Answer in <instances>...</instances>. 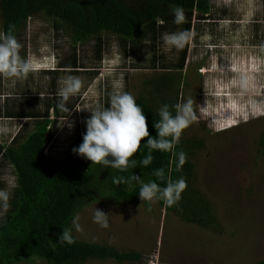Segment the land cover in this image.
<instances>
[{"label": "rangeland", "instance_id": "1", "mask_svg": "<svg viewBox=\"0 0 264 264\" xmlns=\"http://www.w3.org/2000/svg\"><path fill=\"white\" fill-rule=\"evenodd\" d=\"M140 1L125 0L131 6L139 5ZM210 2L212 12L206 18L210 21L192 19L189 38L182 49L169 50L162 37L156 45L144 41L133 52H125L117 37L103 36L102 60L94 76L91 71L97 67L98 51L93 42L76 46L74 52L69 35L59 31V24L41 15L33 17L17 39L21 45L19 55L29 63L32 72L29 70L30 74L25 76L0 73V94L5 91V94L30 92L31 96L39 95V102L34 101L33 106L44 104L42 100L47 95L52 99L50 90L57 95L62 78L68 75L81 78V90L70 97L72 110L74 104H79L78 109L67 122L80 121L83 134L84 121L91 114L81 108L102 104L105 94L102 88L108 89L111 95L125 75L124 88L136 98H147L158 108L161 104L173 105L176 94H170L171 87L175 89L173 87L178 85L172 79L181 75H177L176 69L169 71L172 73L162 69L178 64L186 48L178 105L191 101L195 118L182 130L179 142L187 146L188 150L184 151L193 166L192 177L177 174L175 180L183 177L187 187L168 210L160 207L157 199L145 201L140 197L135 205L104 198L82 209L73 220L74 236L78 241L110 246L120 254L141 256L134 262L117 263L105 259L90 260L86 264H256L264 260V156L260 150V141L264 138V73L263 76L251 75L252 71L258 72V67H262L260 61H264V32L260 28L264 25V0ZM72 54L78 64L88 70L61 72L53 87L51 76L44 71L58 63H66V58ZM155 58L158 66L153 67ZM198 72L202 75L198 76ZM170 75L173 83L166 87ZM227 84L238 94L242 92L244 110L252 117L244 119L242 115L241 120L239 115L238 126L218 131L219 128H212L202 110L210 107L217 115L228 113L229 106L220 104L225 102L231 105L232 111L239 108L234 98L222 94L228 92ZM197 92L203 94V99L200 94L194 95ZM1 96L0 109L28 110L16 104L17 96ZM217 96L226 98L221 102ZM5 116L0 113V144L4 141L9 145L11 139L6 131L16 134L24 121ZM50 118H54L51 110ZM60 122L62 125L65 121ZM62 127L56 131L48 154L70 166L76 154L67 138V124ZM10 173L12 169L2 165L0 181L7 183ZM0 189L6 187L3 185ZM95 208L108 214V228L93 222ZM35 261L34 264H46L40 259Z\"/></svg>", "mask_w": 264, "mask_h": 264}, {"label": "trees", "instance_id": "2", "mask_svg": "<svg viewBox=\"0 0 264 264\" xmlns=\"http://www.w3.org/2000/svg\"><path fill=\"white\" fill-rule=\"evenodd\" d=\"M174 5L183 7L187 23L186 21L180 25L173 23L171 7ZM211 12L210 0H141L139 5L134 6L127 4L125 0H0V33L11 34L18 39L22 28L33 17L41 15L53 20L60 25L59 31L69 35L74 52L78 45L89 42L95 44L98 56L97 67L91 71L94 76L102 60L103 36L117 37L123 50L133 52L144 41L156 45L166 33H175L179 30L189 32L192 17L198 22H209L210 19L206 18ZM260 28H263L264 32V25ZM181 55L178 64L162 69L179 71L177 75L181 76L178 77L179 80L175 79L178 81H181L183 76L186 48ZM66 59H68L66 63H58L54 69L44 71L51 76L52 86L56 76H60L61 72L72 69L73 73L74 70H88L78 64L75 54ZM155 65L158 66L156 58L152 66ZM27 72L29 73V70ZM169 77L165 86L171 83L172 75ZM123 80L127 81L126 75ZM102 89L105 90V94L100 105L107 106L110 91ZM50 91L52 99L47 95L42 100L44 104H36L37 106L32 104L34 101L39 102V95H30L33 100L22 104L28 110L23 111L21 108L9 111L5 110L6 107L0 109V113L6 115V119L24 121L14 137L9 135L11 139L9 145L4 141L0 144V167L5 165L12 169L8 176L9 181L7 183L0 181V188L4 185L12 192L10 209L5 217L0 219V264H34L37 259L46 264H86L90 260L105 259H112L117 263L138 261L141 257L138 254H120L110 246L78 241L74 236V217L85 207L104 198L117 203L135 205L143 183L155 181L164 187L168 180L174 181L178 173L191 178L193 166L188 154L187 161L182 167L177 166L175 158L176 153L188 150L187 146L182 142L176 143L174 138L169 137L168 139L175 145L174 149L152 150V162L147 166H141L140 159L149 151L145 143L147 138H144L138 152L131 157L137 161V166L135 168L130 166L126 171L105 168L78 155L75 158L71 157L75 160L72 165H63L55 156L51 157L48 150L55 139L56 131L63 128L61 126L58 129L60 121H65L66 117L68 121L79 104H74L75 108L72 110L73 106L69 99L67 106L71 115L67 116V113H63L57 107L59 97ZM178 93L175 92L177 95ZM1 94L11 98L15 96L14 94L18 95V92L5 94V91H2ZM136 102L145 113L150 136H155L156 130L152 125L160 119L157 104L150 103L149 99L142 96H138ZM172 103L173 105H168L172 106L170 110L175 114L174 106L178 104ZM50 110L53 119L50 118ZM72 123L75 125L71 131L67 129V138L70 139L71 146L77 147L82 143L81 122L73 120ZM260 150L264 156V138L260 141ZM160 168L165 171L163 179L154 175V171ZM179 169H183V172H179ZM132 175L140 177V180H130ZM121 176L125 178V182L115 185L113 178ZM157 202L160 207L167 210L170 208L164 199H157ZM65 228L71 230L75 243L69 245L56 242ZM256 264H264V260Z\"/></svg>", "mask_w": 264, "mask_h": 264}, {"label": "clouds", "instance_id": "3", "mask_svg": "<svg viewBox=\"0 0 264 264\" xmlns=\"http://www.w3.org/2000/svg\"><path fill=\"white\" fill-rule=\"evenodd\" d=\"M171 13L173 15V23L180 25L186 21L183 7L174 5L171 7ZM188 38L189 33L187 31L166 33L163 36L164 43L169 46V50L173 47L176 49H182ZM20 48L21 45L13 35L0 33V73L20 75L30 70L29 63L22 60L19 55ZM260 65L262 67H258L257 73H253V71L251 72L252 76H263V60L260 61ZM229 68H231L230 65ZM199 70H201V68ZM206 71L208 70L206 69ZM231 71L236 72L237 69H231ZM198 73L199 76L202 75L201 72ZM59 84L60 87L57 92L59 100L57 107L63 113H67L68 116L71 115V111L67 106V103L70 97L79 93L83 86V81L78 76L68 75L62 78L59 81ZM226 87L228 88V92L222 94L234 98L236 104H239L238 109L235 107V110L232 111L230 109L231 105L228 102H225L220 104H226V106H229L228 113L217 115L214 110L211 112L210 107H208V110H202L203 115L208 117L212 128H219L220 130L218 131L230 130L233 127L238 126L236 120L239 119V115L241 120L243 117L244 119L252 117L249 116L250 113L248 111L244 110L242 92L238 94L234 91L235 88L232 89L228 84ZM124 89L123 80L121 79L117 83L116 89L111 93L107 106L97 104L96 106L81 108L90 112L91 115L84 121L86 130L82 134V143L72 149L74 154L91 161V163L101 165L105 168H115L120 171H126L130 166L133 168L137 166V161L131 159V157L138 152L141 141L144 138H147L145 143L148 146L149 151L145 157L140 159L139 164L141 166H147L152 162V150H173L175 145L168 138L172 137L175 142L178 143L182 130L187 128L195 118L191 107V101H188L183 105L174 106L175 114L170 110L168 104H163L158 110L160 119L152 125L156 130V135L150 136L147 119L142 107L136 102V97ZM200 95H202L201 97L203 99V94ZM223 98L225 99L226 97ZM223 98H219L221 102ZM180 99L181 98L179 97V103ZM202 103L204 104L203 100ZM244 121L245 120L242 122ZM65 124H67L69 129L74 127V123L67 122V117L65 122L60 126ZM6 132L10 135V132ZM15 135L16 134L13 133L11 136L14 137ZM175 158L177 166L182 167L187 161V154L180 151L175 154ZM154 175L163 179L165 171L163 168L156 169ZM130 180L139 181L140 177L132 175ZM124 182L125 178L122 176L113 178V183L115 185ZM186 187L187 181L183 177L174 181L168 180L164 187H161L155 181H150L141 185L138 195L141 200L145 201L164 199L165 202L171 206L180 199V195ZM11 196L12 192L10 189H0V219H3L10 209ZM93 222L98 224L101 228H108V214L95 208ZM77 228L79 229V225H77ZM56 242L71 245L75 243V239L71 234V230L65 228L62 229Z\"/></svg>", "mask_w": 264, "mask_h": 264}, {"label": "crops", "instance_id": "4", "mask_svg": "<svg viewBox=\"0 0 264 264\" xmlns=\"http://www.w3.org/2000/svg\"><path fill=\"white\" fill-rule=\"evenodd\" d=\"M192 19L195 20L193 17H192ZM191 22H192V20H191ZM186 23H187V21H186ZM192 28H193V25H192ZM124 51L126 52V50H124ZM163 72L172 73V72H169V71H163ZM177 73H179V71ZM27 74H30V73H22V74H20V76H25ZM173 80L177 82L178 87H173L175 89H172V87H171V93L170 94L175 93L177 91L180 92V89L182 88V81H178V80H175V79H173ZM172 83L173 82L171 80V83L170 84H172ZM14 95L17 96L16 97L17 98L16 104H27V103H30V92H22V93H18V95H16V94H14ZM165 95L168 96L169 94L166 93ZM0 97H2V96H0ZM179 97H180V93H178V95L176 94V101L175 102L177 104H179Z\"/></svg>", "mask_w": 264, "mask_h": 264}, {"label": "flooded vegetation", "instance_id": "5", "mask_svg": "<svg viewBox=\"0 0 264 264\" xmlns=\"http://www.w3.org/2000/svg\"><path fill=\"white\" fill-rule=\"evenodd\" d=\"M197 94H199V93L197 92L195 95H197Z\"/></svg>", "mask_w": 264, "mask_h": 264}]
</instances>
